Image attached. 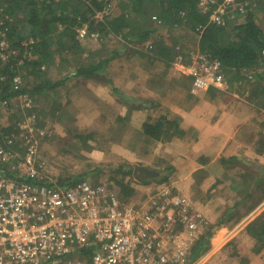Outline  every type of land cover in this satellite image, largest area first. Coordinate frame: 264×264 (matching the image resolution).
I'll use <instances>...</instances> for the list:
<instances>
[{
	"label": "rangeland",
	"instance_id": "1",
	"mask_svg": "<svg viewBox=\"0 0 264 264\" xmlns=\"http://www.w3.org/2000/svg\"><path fill=\"white\" fill-rule=\"evenodd\" d=\"M118 2L119 0H111L109 4L111 11L120 10ZM260 15L263 17L262 13ZM262 24L264 27V19ZM162 29L169 31L168 27ZM173 32L180 34L181 42L188 44V48H191L192 42L189 41V38L192 39V36L196 35L191 29L181 25L174 28ZM83 42L86 44L87 51L93 50L91 59H98L101 56L109 57L114 51L121 49L122 54L110 59L105 66L107 73L103 78L100 77L97 80V82L106 84L107 92L104 96H110L115 100L117 114L113 116L112 120L107 121L102 114L93 115L91 112L85 114L86 110H90L91 107L94 109V104L101 106L102 101L90 99V97H96L95 91L92 90L94 80L88 79L85 82L81 78H74L61 87V95L56 98V103H52L47 96H42L41 101L35 102L38 110H34L39 113L38 116H41L40 121H44L42 125L35 126V128L32 125L36 123L35 118L29 114L33 103L27 96L20 95L12 100L10 106H3L0 110V134L3 135V130L8 128L11 130L6 135L11 138L33 134L37 147L31 167L43 181L57 183L60 178L63 180L78 178L83 172L84 168L82 167L97 166L99 170L96 173L79 177V179L87 178L92 182L104 184L106 188L116 191L118 195L120 192L123 195L124 187L129 186L134 191L131 195L123 197L127 202L135 200L145 202L159 191L165 190L189 197L207 219L206 226L216 225L215 236L211 240L210 248L191 262V248L206 227L203 226L202 230L203 227L198 225L197 231L193 232L183 231L182 228L179 230L180 235L178 236L173 233L174 249L172 253L180 250L185 251L184 255L182 254L183 260L177 264H264V244L259 251H256L259 241L247 228L249 223L264 212L263 209L259 210L261 212L256 217L252 215L257 208L262 205L264 207L262 199L252 209L249 208L264 193V154L257 151L260 146L259 141L264 142V105L259 102L262 95L250 93V91L245 93L238 91L240 98L235 95L229 97L236 98L237 104L242 105L236 113L237 120L241 122L240 125L252 123L256 130L257 137L254 148L256 154L254 153V155L257 157L256 160H252L255 163L252 165L245 163L236 166L228 165L231 167L229 171H218V174L223 177V179L218 178L220 181L218 182V179L214 180L210 173L205 175L202 170H195L192 172L193 174L189 175L194 167L200 165L196 159H193L196 163L189 162L186 165L189 169L187 172L189 176L183 179L185 174L180 172V168L184 165L182 158H188L192 154H187V156L185 153L176 152L177 155L173 156L175 159L170 158L173 153L168 157L163 151L166 149L165 142L146 140L139 135V131L133 130L136 127L133 118H137L133 115L141 113L138 109H142L143 111L136 121L144 122L148 113H152L158 108L157 101L159 100L154 97L159 94L163 95V93L168 97L166 103H175L182 110H186L189 103H194L193 100L186 98L187 91L183 90L179 83L175 85V81L185 78L182 75L184 70L181 69H186L187 66L179 64V60L176 58L170 62L166 61L162 54L157 52L158 50H150L148 45L152 43V40L139 44V46L143 45L139 51L134 50L135 45L133 44L124 46L125 42L120 39L87 41L84 37ZM171 44V40L165 39L164 46ZM55 61L58 62L57 59ZM66 72L63 71L61 76ZM59 75L60 71L57 68L52 71L54 79H58ZM118 77L122 78L117 80ZM135 84H141L143 91L149 94L147 98L139 99L137 94L133 93ZM124 87L126 91L123 90ZM235 93L237 94V92ZM204 99L199 101L201 102L199 106L203 109L202 114L209 119L212 110L215 108L220 110L219 103L223 106L228 105L225 100L217 104L215 101H209L207 99L212 98L208 95ZM169 109L165 108L158 115L178 113L171 107ZM83 111L85 113L82 114ZM22 115L25 116L22 117L23 119H21ZM142 122L139 125L140 130H142ZM18 126L22 128V131L16 129ZM186 132L187 130L184 129L179 135L174 136V140L177 142L184 140L180 138L187 135ZM82 136L87 137L83 139ZM172 140L166 141V143L172 142ZM126 142L133 145H126ZM147 148L151 149L150 155ZM23 162H16L12 166L19 167ZM232 165L234 166L232 167ZM28 169H30V165H28ZM144 170L147 172L139 175ZM259 174L260 179L257 181L255 177ZM204 175L210 179H203ZM253 188H255L253 199H244L230 215L223 216L236 201L242 198L247 190ZM148 194L150 195L147 196ZM213 210L215 211L212 212ZM220 219L221 223L218 225ZM176 232L178 233V229ZM57 264L65 263L60 261Z\"/></svg>",
	"mask_w": 264,
	"mask_h": 264
},
{
	"label": "trees",
	"instance_id": "2",
	"mask_svg": "<svg viewBox=\"0 0 264 264\" xmlns=\"http://www.w3.org/2000/svg\"><path fill=\"white\" fill-rule=\"evenodd\" d=\"M110 2L111 0H0V110L3 106H10L14 98L27 96L33 103L29 114L35 118L37 124H32L35 128L44 123L35 111L38 110L35 102L41 101L42 96H47L52 103H56V98L61 95V87L70 79L97 81L100 77L103 78L107 73L105 66L111 58L122 54L121 49L114 51L109 57L91 59L93 50L87 51L84 37L87 41L120 39L125 42L124 46L135 45L136 51L143 46L139 44L152 40L151 46L148 45L150 50H158L169 62L181 54L185 64L191 62V52L199 50L221 61L219 73L227 83L225 89L210 86L206 91L209 97H218L223 101L233 97L235 92L239 95V92L250 91L262 95L258 101L264 105V0H236V6H229L224 15L223 24L210 19V10L203 12L200 9V0H119L120 10L117 12L110 10ZM216 5L214 3L212 7ZM181 25L196 34L192 39L189 38L191 48L181 42L180 34L173 32L174 28ZM200 25L203 26L202 30L198 29ZM167 27L169 31L162 29ZM165 39L171 40L172 44L164 46ZM56 68L60 71L58 79L52 77V71ZM63 71L67 72L61 76ZM182 75L185 78L175 81V85L179 83L189 96H194L195 93L191 91L194 76L186 73ZM22 117L25 116L22 115L21 119ZM180 124L181 117L178 115H149L139 135L146 140L170 141L184 130ZM16 129L22 131L19 126ZM10 130L11 128L4 129L3 135L0 134V148L8 154L7 159L0 156V171L7 179L50 187H67L85 179L79 177L99 170L97 166H84L78 178H60L57 183L43 181L36 173H23L12 165L25 161L30 154L29 147L33 138H11L6 135ZM86 137L82 136L83 139ZM260 141L257 151L264 154V142ZM233 156L238 160L239 156ZM229 158L224 157V160L228 161ZM255 179L258 181L260 174ZM133 191V188L125 186L123 195L121 192L118 195L119 199L127 203L123 197L131 195ZM253 192L246 191L223 216L230 215L244 199H253ZM257 199L250 205V209L260 199L264 200V193ZM138 201L137 205L140 206L141 200ZM215 226H206L199 235L191 248V262L210 248ZM247 228L261 243H257L259 246L256 251H259L264 244V212L249 223ZM97 247H101V244ZM95 248V245L82 248L78 257L84 258L86 264H92Z\"/></svg>",
	"mask_w": 264,
	"mask_h": 264
},
{
	"label": "built area",
	"instance_id": "3",
	"mask_svg": "<svg viewBox=\"0 0 264 264\" xmlns=\"http://www.w3.org/2000/svg\"><path fill=\"white\" fill-rule=\"evenodd\" d=\"M236 4V0H200L199 6L203 12L211 11L212 21L223 24L229 6ZM190 56L189 64L181 54L177 59L187 66L181 70L194 76L193 93L210 86L227 87L219 73L220 60L199 50ZM36 147L33 139L30 154L18 167L23 173H36L31 167ZM0 153L8 158L1 148ZM140 202V206L139 201L122 202L116 191L87 178L72 186L50 187L7 179L0 171V264H86L78 255L91 245L96 246L92 264L181 262L185 251L172 253L173 233L180 235L182 228L197 231L198 225L206 227L207 219L189 197L173 191H159Z\"/></svg>",
	"mask_w": 264,
	"mask_h": 264
},
{
	"label": "crops",
	"instance_id": "4",
	"mask_svg": "<svg viewBox=\"0 0 264 264\" xmlns=\"http://www.w3.org/2000/svg\"><path fill=\"white\" fill-rule=\"evenodd\" d=\"M119 78H122V77H118L117 80ZM84 81L86 82L87 80H84ZM93 83H94V87L92 88V90L95 91L96 97H92V98L90 97V99L92 101H94V99L96 100L100 99L102 101L101 106H97L96 104H94V109L91 107L90 110H86V113L85 111L81 113L82 114L85 113L86 115L89 112H91L93 115L102 114L104 118L106 117L107 121H109V119L112 120L113 116L117 114V107L114 104L115 100L110 96L108 97L106 95L104 96V94L107 92L106 84H104L103 82H97L95 80ZM122 86H124L123 83H122ZM125 87L123 88V90H125ZM133 87H134L133 93L137 94V97L139 99L148 97L149 94L143 91V89L141 88V84L140 85L135 84L133 85ZM201 92L195 93L194 96H189L186 93V98L189 100H193L194 102V103H189V105L186 106V110L179 109L175 103H171V104L166 103V99L168 98L167 95L164 96L165 93H163V95L159 94L157 97H154L156 98V100H159L157 101L158 108L156 109V111L152 113L149 112L144 122L148 119L149 115L158 116V113L163 112L165 108L166 110H170L169 108L171 107L174 110H177L178 113H175L173 115H168V116L170 117L174 115L180 116L181 117L180 125H182V127L187 130L186 132L187 135H185L183 138H180L184 140H180L178 142L177 140H174V138L172 142H167V143L165 142L166 149L163 150L164 154L168 155L169 157V154L173 153L172 157L170 156V158H173V159H175L173 156L177 155L176 152H180V154L185 153L186 155L192 154V156H189L192 158H189V157L182 158L183 160L182 162L184 163V165L182 168H180V172L185 174L183 179L193 174L192 172H194L195 170L196 171L202 170V172L205 175L206 173H210V175L212 176V178H214V180L218 178L223 179V177H221L218 174V171H225V172L229 171L231 167H228V165H231V164L239 165L241 163L252 165L253 163H255L252 160H256V157H257V156L255 157L254 155L255 153L254 148L256 145L257 133H256L255 128L252 126L253 125L252 123H247V124L245 123L244 125H240L241 122L237 120L238 117L236 116V113H238V109L241 108L242 105L237 104L236 98H228L227 100H225L228 102V105L226 106H223L219 103L222 100L218 97L214 99H207L209 101H215L216 104L219 103L218 105L220 107V110L218 108H215V110H212L213 112H212L211 118L210 119L209 117L207 118L204 114H202L203 109L199 106V103L201 105V102L199 101L205 100L204 97L207 96V94L206 92L204 93H201ZM234 95L240 98L239 95L235 93ZM167 106L169 107L167 108ZM138 110L141 113L143 111L142 109L141 110L138 109ZM141 113L134 114L133 116H136L138 118L139 114ZM133 119L136 125V127L133 128V130L140 131L139 125H141L142 120L138 119L139 121H136L135 118ZM244 121H247V120H244ZM144 122H142V124ZM98 123L102 124L103 122H98ZM159 143H163V142H159ZM126 145H133V144L131 143L129 144L128 142H126ZM147 151L150 155L151 149L147 148ZM233 155L239 156L238 160L234 158ZM224 157L225 158L230 157L233 159L229 158L228 161H225ZM165 158L167 157L165 156ZM193 159H196L200 165L194 167L189 172V169L188 167H186V165L189 162L196 163ZM187 172H189V175ZM205 175L203 176V179L206 178ZM206 179H210V178H206ZM219 179L217 180L218 182H220ZM247 191H255V188L247 190ZM262 206L257 208L252 213L254 217H256L264 209V207ZM214 211L215 210H213L212 212Z\"/></svg>",
	"mask_w": 264,
	"mask_h": 264
},
{
	"label": "water",
	"instance_id": "5",
	"mask_svg": "<svg viewBox=\"0 0 264 264\" xmlns=\"http://www.w3.org/2000/svg\"><path fill=\"white\" fill-rule=\"evenodd\" d=\"M140 170H141V169H140ZM140 170H139V171H140ZM137 171H138V170H137ZM146 172H147V171L144 170V171L140 172L139 175H143V174H145ZM138 173H139V172H138Z\"/></svg>",
	"mask_w": 264,
	"mask_h": 264
}]
</instances>
